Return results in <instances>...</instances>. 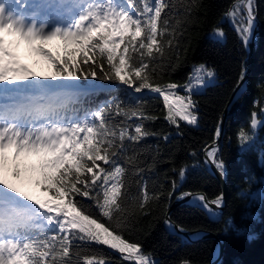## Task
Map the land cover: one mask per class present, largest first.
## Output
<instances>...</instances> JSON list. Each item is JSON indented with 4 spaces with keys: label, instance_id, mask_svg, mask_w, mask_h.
<instances>
[{
    "label": "snow or ice",
    "instance_id": "1",
    "mask_svg": "<svg viewBox=\"0 0 264 264\" xmlns=\"http://www.w3.org/2000/svg\"><path fill=\"white\" fill-rule=\"evenodd\" d=\"M175 7L171 0H0V264H110L97 254L82 255L77 242L108 246L128 264H157L152 253L125 237L132 213L124 203L129 169L122 160H132L125 157L128 143L155 135L143 121L160 117L119 99L85 108L88 93L80 81L99 74V79L119 81L135 92L148 89L162 98L163 118L170 125H195L198 102L193 93L215 70L196 65L183 85L155 79L158 62L172 48L173 40L166 37L177 32L171 22ZM197 7L198 0L184 5L187 13ZM224 18L247 46L254 31L255 0H234ZM214 31L225 35L222 27ZM56 40L63 42L62 53L47 46ZM21 44L49 61V74L22 62ZM244 78L242 70L240 82ZM256 115L253 128L259 123ZM132 117L141 122L127 123ZM220 134L218 126L216 137ZM247 139L242 132L241 142ZM9 153L13 159L38 158L33 171L38 169L42 178L18 183L22 171L16 165L9 175ZM205 154L206 162L223 174L215 141ZM186 171L187 166L179 170L181 181ZM177 188L173 180L168 199ZM160 195L150 196L143 182L139 210L149 214L146 206ZM188 196L210 213L211 206L223 203V194L211 201L192 192L179 198ZM227 227L236 229L231 220Z\"/></svg>",
    "mask_w": 264,
    "mask_h": 264
},
{
    "label": "trees",
    "instance_id": "2",
    "mask_svg": "<svg viewBox=\"0 0 264 264\" xmlns=\"http://www.w3.org/2000/svg\"><path fill=\"white\" fill-rule=\"evenodd\" d=\"M191 0H171L173 9L171 22L177 27L172 39L171 50H166L155 79L162 83L172 82L183 85L201 63L215 70L214 81L204 90L193 93L197 103L199 126L194 127L181 122L180 127L170 125L162 114V98L155 94L135 95L116 80H101L97 77L80 81L83 84L98 82L110 85V88L98 90L85 97V108H96L106 102L119 99L126 105H142L146 112L159 116L156 120H144L143 124L155 135L148 136L138 143H128L125 157H132L130 163L122 160L129 169L126 175V187L129 196L125 207L132 213L125 231V237L138 242L145 252L153 254L157 264H181L189 260L192 264H208L215 252V239L202 238L189 242L176 234L167 223V213L173 201L185 192H204L210 200L221 195L219 180L208 170L204 163L205 148L216 139V129L230 97L240 82V74L245 73L247 46L237 33L233 23L224 18L234 0H198L199 7L191 13L185 12L184 5ZM256 14L260 22L257 50L253 70L249 76L247 88L230 107L223 135L220 141L218 159L224 161L227 172L228 197L222 214L209 217L197 204H181L173 209L169 217L184 229L207 230L221 236L225 241L224 255L219 264H264V125L253 128L252 114L261 117L264 109V0H255ZM179 21V24H176ZM216 27H222L225 35L215 33ZM56 52H63V44ZM42 70H49L50 63L43 56H35ZM146 90V89H145ZM181 94H185L182 89ZM260 103L257 104L256 102ZM124 119L123 117L117 118ZM141 121L132 117L127 123ZM249 139L241 142V133ZM164 136H168L165 140ZM32 162L17 164L22 173L42 178ZM104 166V165H102ZM187 166L185 178L180 180L178 173ZM137 169L143 171L137 174ZM178 188L168 199L172 191V181ZM143 182H147L149 195L161 194L159 201L151 200L146 206L149 214H143L138 207ZM50 195V194H44ZM84 203L93 205V201L84 198ZM93 212H98L93 205ZM231 220L236 229L228 228ZM239 230V231H238ZM80 244L83 254L103 256L110 264H128L121 254L108 246L95 243Z\"/></svg>",
    "mask_w": 264,
    "mask_h": 264
},
{
    "label": "water",
    "instance_id": "3",
    "mask_svg": "<svg viewBox=\"0 0 264 264\" xmlns=\"http://www.w3.org/2000/svg\"><path fill=\"white\" fill-rule=\"evenodd\" d=\"M257 2V0H256ZM255 28L253 31V35L251 37L250 42L247 45V61H246V68H245V78L242 82H239V87L236 86V88L234 89L230 100L227 104L226 109L224 110L223 114H222V118H221V122L219 124V128H220V136L214 140L215 141V146L218 148V152L220 150V141L223 135V131H224V127H225V122H226V117H227V113L231 107V105L240 98L241 94L244 92V90L247 87V83H248V79L249 76L253 70V66H254V60H255V54H256V50H257V44H258V37H259V32H260V22L259 19L257 18V14H256V18H255ZM257 120L259 121V123L257 124V126L255 128H261L264 125V115L261 114V117L258 116V114L256 115ZM213 141V142H214ZM213 142L210 143L206 148H208L210 145H213ZM205 148V149H206ZM204 161L207 164L209 171L219 180L220 184H221V188H222V193L223 194V203L221 206L216 207V206H211L212 209L223 212L226 202H227V197H228V184H227V172L226 170H224L223 174L220 172V170H218L216 168V166L212 163H208L206 162V154H205V150H204ZM194 194H204L206 197L207 195L204 192H192ZM180 197V196H179ZM177 197L173 203L171 204L168 213H167V222L172 226V228L175 230V232L178 235L183 236L185 239H187L188 241H196L202 238H211V239H215L217 242L216 245V249H215V253L213 258L211 259V261L208 264H219L223 258L224 255V247H225V241L221 236L216 235L215 233L211 232V231H207V230H187L182 228L181 226H179L177 223L173 222L170 217L169 214L170 212L175 209L177 206L187 203L191 200H193V198L191 196L188 197H184V198H179ZM207 199L209 201H211L208 197Z\"/></svg>",
    "mask_w": 264,
    "mask_h": 264
},
{
    "label": "rangeland",
    "instance_id": "4",
    "mask_svg": "<svg viewBox=\"0 0 264 264\" xmlns=\"http://www.w3.org/2000/svg\"><path fill=\"white\" fill-rule=\"evenodd\" d=\"M62 41H60V40H56V41H52V42H49V44L47 45L48 47H50V48H52V50H53V52L55 53L56 52V48H57V46H61L62 45ZM31 61V60H30ZM31 64V63H30ZM30 66V65H29ZM37 71H41V72H43V73H45V74H49L50 72H49V70H39L38 68H37ZM214 81V76L213 77H211V78H206V83L205 84H203L202 86H200L199 88H197L196 90L197 91H202V90H204V88L206 87V85H208L209 83H212ZM33 157H27V156H25V155H22L21 157H19L18 159H13V157H12V154L11 153H9V161H8V168H9V173L11 172V169L13 168V167H15L16 165V162H19V161H30L31 159H32ZM14 162H15V164H14ZM29 180H32V181H34L35 180V177H33V176H28V175H22V177H21V181H19V182H27V181H29Z\"/></svg>",
    "mask_w": 264,
    "mask_h": 264
},
{
    "label": "bare ground",
    "instance_id": "5",
    "mask_svg": "<svg viewBox=\"0 0 264 264\" xmlns=\"http://www.w3.org/2000/svg\"><path fill=\"white\" fill-rule=\"evenodd\" d=\"M256 24V23H255ZM254 28H255V25H254ZM24 51V53H25V58L27 59V60H29V56L27 55V53H26V51L25 50H23Z\"/></svg>",
    "mask_w": 264,
    "mask_h": 264
}]
</instances>
